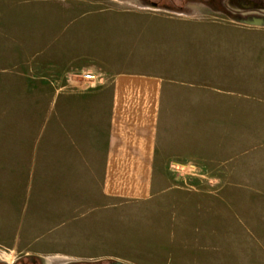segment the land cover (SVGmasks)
Masks as SVG:
<instances>
[{
	"label": "rangeland",
	"instance_id": "374dc122",
	"mask_svg": "<svg viewBox=\"0 0 264 264\" xmlns=\"http://www.w3.org/2000/svg\"><path fill=\"white\" fill-rule=\"evenodd\" d=\"M197 2L201 5L192 0H0V70L34 73L43 83L46 69L68 64V76L76 80L95 71V80L103 81L109 64L119 68L152 46L140 42L131 16L117 13L178 10L186 4L179 12L205 18L214 11L205 4L217 3ZM229 3L244 8L209 17L234 22L243 32L236 26L203 30L165 24L162 33L186 40L196 35L202 47L188 50L219 52L227 56L229 69L239 55L243 122L238 138L232 124L221 125V133L214 125L212 146L203 157L169 161L155 174L157 190L146 201L75 203L79 212L65 226L61 220L48 223L37 209L26 229L0 238V264L22 258L40 264H264V0ZM253 19L260 24H247ZM237 38L239 47L233 43ZM101 55L106 59L99 60ZM130 62V69L137 67Z\"/></svg>",
	"mask_w": 264,
	"mask_h": 264
},
{
	"label": "crops",
	"instance_id": "0c3cea01",
	"mask_svg": "<svg viewBox=\"0 0 264 264\" xmlns=\"http://www.w3.org/2000/svg\"><path fill=\"white\" fill-rule=\"evenodd\" d=\"M179 11L117 13L131 16L140 42L152 46L119 68L109 64L103 81L85 74L76 80L68 76V64L46 69L43 83L34 73L0 70V238L26 229L37 209L48 223L61 220L65 226L79 212L75 203L146 201L156 193L155 174L169 161L203 157L212 146L214 125L221 133V125L232 124L238 138L243 122L239 55L229 69L227 56L219 52L188 50L202 47L196 35L186 40L162 32L165 24L245 28L212 19L219 14L214 11L205 18ZM130 60L136 68L128 67ZM38 91L43 92L39 98Z\"/></svg>",
	"mask_w": 264,
	"mask_h": 264
},
{
	"label": "flooded vegetation",
	"instance_id": "af4514ba",
	"mask_svg": "<svg viewBox=\"0 0 264 264\" xmlns=\"http://www.w3.org/2000/svg\"><path fill=\"white\" fill-rule=\"evenodd\" d=\"M197 1L201 2L203 0H192V2H194L195 4L197 5H201V3H198ZM213 2H216L217 3H207L205 5L209 6V7H212V9H214V11H225V12H228L229 15H231L232 11L231 10H240V9H243V5L241 4H238L237 3V6L234 8L233 5H230L229 3V0H212ZM154 5V4H153ZM256 5V4H254ZM157 6V5H155ZM177 8V7H176ZM179 9H185L186 8V4L185 5H179L178 6ZM260 20L258 19H253L251 21H247V24H250L252 25L253 23H259L260 24ZM12 264H40V262H38L37 260L35 259H31V258H22V259H18L17 261L13 262ZM42 264V263H41ZM66 264H87V263H75V262H69V263H66ZM90 264H104V263H90Z\"/></svg>",
	"mask_w": 264,
	"mask_h": 264
},
{
	"label": "built area",
	"instance_id": "2783aa9c",
	"mask_svg": "<svg viewBox=\"0 0 264 264\" xmlns=\"http://www.w3.org/2000/svg\"><path fill=\"white\" fill-rule=\"evenodd\" d=\"M84 78L88 79V80H94L95 77L93 75H91V74H85Z\"/></svg>",
	"mask_w": 264,
	"mask_h": 264
},
{
	"label": "water",
	"instance_id": "95a60500",
	"mask_svg": "<svg viewBox=\"0 0 264 264\" xmlns=\"http://www.w3.org/2000/svg\"><path fill=\"white\" fill-rule=\"evenodd\" d=\"M104 264H123L119 261H109V262H105Z\"/></svg>",
	"mask_w": 264,
	"mask_h": 264
},
{
	"label": "bare ground",
	"instance_id": "6f19581e",
	"mask_svg": "<svg viewBox=\"0 0 264 264\" xmlns=\"http://www.w3.org/2000/svg\"><path fill=\"white\" fill-rule=\"evenodd\" d=\"M259 23H253L252 25H258ZM48 264V263H47Z\"/></svg>",
	"mask_w": 264,
	"mask_h": 264
}]
</instances>
